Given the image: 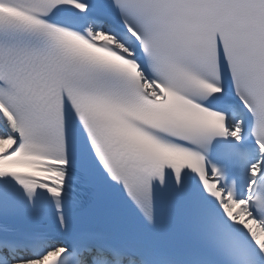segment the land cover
<instances>
[{
    "label": "snow or ice",
    "instance_id": "1",
    "mask_svg": "<svg viewBox=\"0 0 264 264\" xmlns=\"http://www.w3.org/2000/svg\"><path fill=\"white\" fill-rule=\"evenodd\" d=\"M0 264H264V0H0Z\"/></svg>",
    "mask_w": 264,
    "mask_h": 264
}]
</instances>
